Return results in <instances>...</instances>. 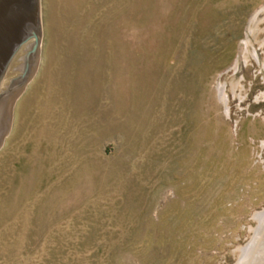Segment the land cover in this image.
<instances>
[{"label":"rangeland","instance_id":"374dc122","mask_svg":"<svg viewBox=\"0 0 264 264\" xmlns=\"http://www.w3.org/2000/svg\"><path fill=\"white\" fill-rule=\"evenodd\" d=\"M0 145V264H232L264 208V0H40Z\"/></svg>","mask_w":264,"mask_h":264},{"label":"water","instance_id":"95a60500","mask_svg":"<svg viewBox=\"0 0 264 264\" xmlns=\"http://www.w3.org/2000/svg\"><path fill=\"white\" fill-rule=\"evenodd\" d=\"M40 0H0V145L10 126V111L37 68ZM248 241L232 264H264V208Z\"/></svg>","mask_w":264,"mask_h":264}]
</instances>
